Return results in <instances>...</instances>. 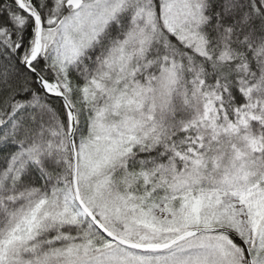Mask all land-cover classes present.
I'll return each instance as SVG.
<instances>
[{
    "label": "snow or ice",
    "instance_id": "obj_1",
    "mask_svg": "<svg viewBox=\"0 0 264 264\" xmlns=\"http://www.w3.org/2000/svg\"><path fill=\"white\" fill-rule=\"evenodd\" d=\"M0 264H264V0H0Z\"/></svg>",
    "mask_w": 264,
    "mask_h": 264
}]
</instances>
